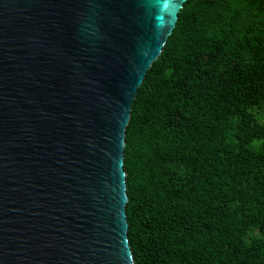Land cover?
I'll return each mask as SVG.
<instances>
[{
  "label": "water",
  "instance_id": "obj_1",
  "mask_svg": "<svg viewBox=\"0 0 264 264\" xmlns=\"http://www.w3.org/2000/svg\"><path fill=\"white\" fill-rule=\"evenodd\" d=\"M188 0H0V264H136L125 137Z\"/></svg>",
  "mask_w": 264,
  "mask_h": 264
},
{
  "label": "trees",
  "instance_id": "obj_2",
  "mask_svg": "<svg viewBox=\"0 0 264 264\" xmlns=\"http://www.w3.org/2000/svg\"><path fill=\"white\" fill-rule=\"evenodd\" d=\"M262 104L264 0H188L126 129L136 264H264Z\"/></svg>",
  "mask_w": 264,
  "mask_h": 264
},
{
  "label": "rangeland",
  "instance_id": "obj_3",
  "mask_svg": "<svg viewBox=\"0 0 264 264\" xmlns=\"http://www.w3.org/2000/svg\"><path fill=\"white\" fill-rule=\"evenodd\" d=\"M256 119L260 123H264V104L261 106H258L254 109ZM251 237H259L261 236L260 232L257 230L251 231L250 233Z\"/></svg>",
  "mask_w": 264,
  "mask_h": 264
}]
</instances>
